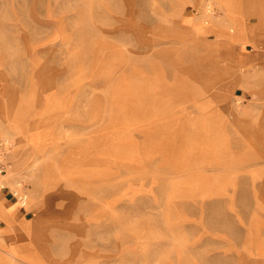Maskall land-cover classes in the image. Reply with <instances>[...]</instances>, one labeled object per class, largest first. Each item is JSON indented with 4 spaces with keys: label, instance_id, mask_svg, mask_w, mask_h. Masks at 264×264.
<instances>
[{
    "label": "rangeland",
    "instance_id": "1",
    "mask_svg": "<svg viewBox=\"0 0 264 264\" xmlns=\"http://www.w3.org/2000/svg\"><path fill=\"white\" fill-rule=\"evenodd\" d=\"M255 1L0 0V264H264Z\"/></svg>",
    "mask_w": 264,
    "mask_h": 264
},
{
    "label": "crops",
    "instance_id": "2",
    "mask_svg": "<svg viewBox=\"0 0 264 264\" xmlns=\"http://www.w3.org/2000/svg\"><path fill=\"white\" fill-rule=\"evenodd\" d=\"M262 1V3H261ZM255 2H258L257 9L253 12L257 18L258 21L256 22H246L242 19L241 13L238 11L239 4H224L227 8V15L231 17L235 21V27L236 31L233 33L235 38L242 42V46L239 48L240 53H242L243 50V44L250 43V45L254 48L259 50V52L262 54V58H264V21L260 19V8L262 5H264V0H256ZM258 56H251V61H255ZM241 60V59H240ZM230 76V70L229 67H227V70L217 73L215 76L217 78H227V76ZM234 87V83L231 80H227V83L224 85L225 89H232ZM5 187V184L3 187H0V195L3 197L2 189ZM5 202V201H4ZM27 202L20 203V201L16 202V204H11L9 206H6V204L3 203L4 209L12 215V217L15 220H19L25 212V205ZM10 232V231H9ZM8 238L5 234H1L0 230V242L3 244V247H0V262L1 260H11L12 258L17 257V254H21V248L23 245L30 250L29 253H26V255L30 258H36V256L33 255L38 246V243L34 242V240L31 237L26 238ZM21 249V250H20ZM27 251V250H26Z\"/></svg>",
    "mask_w": 264,
    "mask_h": 264
},
{
    "label": "built area",
    "instance_id": "3",
    "mask_svg": "<svg viewBox=\"0 0 264 264\" xmlns=\"http://www.w3.org/2000/svg\"><path fill=\"white\" fill-rule=\"evenodd\" d=\"M9 147V139L0 134V176L4 175L8 170L7 150ZM18 192L14 191V195ZM19 198V197H18Z\"/></svg>",
    "mask_w": 264,
    "mask_h": 264
},
{
    "label": "bare ground",
    "instance_id": "4",
    "mask_svg": "<svg viewBox=\"0 0 264 264\" xmlns=\"http://www.w3.org/2000/svg\"><path fill=\"white\" fill-rule=\"evenodd\" d=\"M4 186V184H1V187H3Z\"/></svg>",
    "mask_w": 264,
    "mask_h": 264
}]
</instances>
